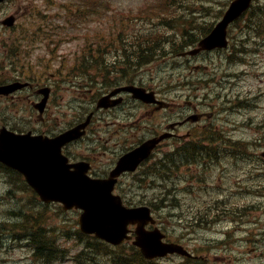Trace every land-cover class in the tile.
<instances>
[{
	"label": "rangeland",
	"instance_id": "374dc122",
	"mask_svg": "<svg viewBox=\"0 0 264 264\" xmlns=\"http://www.w3.org/2000/svg\"><path fill=\"white\" fill-rule=\"evenodd\" d=\"M229 1L169 0L165 4H158L160 1L155 0L156 3L150 5V0H8L0 6V86L3 85L2 81L6 83V80L12 77L15 69H23L26 75L37 74L44 68H35L49 57L47 62L52 68L49 71H54L53 68L59 66L56 54L61 55L59 61L67 60L68 63H74L77 62L78 55L90 53L89 51L94 53L96 58L108 54L106 60L112 57L116 65L125 63L126 65L115 74L128 77L133 68L130 67L127 71V67L132 65L127 55H132L136 42L148 33L150 41L159 34H165L168 49L151 62L136 68V75L147 87L154 88L161 96L165 95L169 108L166 111H157L135 102L131 108V115L128 116L131 122L128 128L121 126V122H114L117 115L103 117L95 122L98 134L88 130L81 144L80 142L75 144V152L78 147H81L80 150L88 149L95 170L104 172L125 146L135 140V135H139L144 125L150 124V112L153 114L155 124H161V127L157 128V132H161L165 128L162 124L165 116L169 115L171 119L172 112L184 106L182 97L189 89L190 93L195 94L193 104L198 108L200 104L204 107L201 112L204 117L196 127L198 134H201L197 141L203 142L199 139L210 138L220 143L207 151L220 158L212 161V165L216 163V169L225 171L218 176L214 174L211 180H202L200 184L205 189L204 192H189L182 184V188L178 187L180 194L176 200L179 204L180 217L184 216L187 206L194 201L201 209L202 218L209 212L207 211L209 206L218 207L217 211L215 210L217 213L223 212L219 218H224V222L212 225V222L207 221L204 227L209 224L208 228L213 227V230L199 231L200 237H204L205 241L203 246L197 247L196 253L204 257L205 263L212 261L213 264H264V158L261 155L264 150V130L258 126L259 121L264 123V45L259 46L256 51L243 54L244 56L235 53L241 49L232 48V44L238 42L234 36L235 32H238L239 24L243 22L241 20L231 30L227 49L195 57L192 59L195 62H190L192 64L189 65L190 69L183 63L185 59H172L169 54L173 45L186 46L190 37L198 36L199 32L208 29L221 16ZM262 3L264 1L256 0L252 9L257 11L259 8L256 5ZM11 14L15 16V25L10 27L2 25L1 20ZM246 16L249 17V14ZM163 20H167L169 25L166 26ZM189 21L191 22L188 25ZM183 27L189 28V32L185 33H189L190 37L186 38ZM146 31L148 33H142ZM155 31L160 33H154ZM61 35L66 37L61 38ZM45 43L52 48L50 54L43 50ZM122 48L125 57L119 62L121 53L118 51ZM246 50L249 48L244 46L242 52ZM76 66L79 68L82 63L74 65V69ZM94 70L93 74L96 75V69ZM185 74L189 75L192 81L202 76V85L198 91L192 82L188 87L184 84L180 86L178 82L170 85L175 79L185 78ZM15 84L12 86L14 90L17 89ZM73 85L81 88L71 82L72 91H75ZM65 86L63 83L54 89L65 91L67 88ZM204 90L213 92L214 96H202ZM197 96L202 99L196 101ZM24 97V93L0 96V126L20 127L21 130L40 128L33 119L29 103ZM45 98L49 102L45 111H39L42 115L51 114L49 111L53 110L54 106L59 110L64 109V102L69 99L65 95L57 97L46 95ZM37 101L44 102L40 98ZM86 103H90L88 99L83 102H72L73 120L77 116L75 108L80 109L74 105L83 106ZM45 108L44 104L42 109ZM128 109L126 106L124 110L126 115ZM35 113L38 112H34L37 116ZM70 115L69 109L64 117L70 119ZM128 117L122 122H126ZM95 140H98L97 145H101L100 150L86 148L87 144ZM231 141L245 143L244 146H240L242 149L234 147L237 161L232 165L228 157L221 153L223 147H227ZM164 146L165 143L161 145ZM175 146H179L178 141ZM178 171L179 168L176 173ZM144 180H147V177ZM233 181L238 182L242 190L237 195L229 193L228 197H225L228 198L226 203L222 201L225 198L219 197L222 191L220 189H225V185L228 186ZM8 184L12 185L9 187ZM118 186L123 187V191L117 192L127 194V199L134 205L146 204L150 201V196H154L153 189L146 182L135 181L134 177L120 180ZM248 203L263 204L260 209L257 206H251L250 209L248 206L246 209L241 208ZM175 205L176 202H168L170 208H174ZM154 213L159 220V226L170 236L175 237L183 232L176 216L177 210L166 209L162 212L157 210ZM257 214L261 215V223L255 222L254 217ZM77 217L78 213L75 210L65 211L58 203H41L36 194L22 184L19 177L7 175L0 168V264H78L79 252L84 249L86 238L79 239L75 233L78 231ZM39 218L52 233L58 230L63 234L58 243H61L67 255L66 260L42 263L33 255V248L27 244L26 235L33 228L35 220L38 223ZM222 228L224 230H221ZM183 237L188 238L187 234ZM211 237H218L220 240L214 244H207L206 240ZM116 252L122 253V248ZM125 254L129 255L128 252ZM84 255L85 264H104L102 259L94 262L96 254L92 252L81 256ZM196 261L203 264L198 259ZM152 264L180 262L178 259H165Z\"/></svg>",
	"mask_w": 264,
	"mask_h": 264
},
{
	"label": "water",
	"instance_id": "95a60500",
	"mask_svg": "<svg viewBox=\"0 0 264 264\" xmlns=\"http://www.w3.org/2000/svg\"><path fill=\"white\" fill-rule=\"evenodd\" d=\"M248 4L249 0H234L223 20L199 43L200 47L226 46L227 23L234 20ZM3 22L11 25L13 17H8ZM12 86L13 84L1 85L0 94L14 90ZM122 89L131 91L136 98L150 102V92L144 88L127 86ZM107 97L99 99L97 107H107L109 105ZM117 102L119 100L115 103ZM87 123L86 121L57 138L32 136L30 133L18 135L2 127L0 128V161L22 172L28 184L39 194L43 202H61L65 210L74 207L82 209L78 218L82 232L94 233L112 244H118L124 238H130L126 234L128 232L126 225L137 223L136 238L132 243L141 248L145 257L150 258L166 250H172L159 242L161 235L158 231L150 232L144 228V225L150 221V209L147 206L127 208L122 205L118 196L111 194L115 182L113 177L124 169L134 170L138 163L149 155L150 147L154 146L157 140L148 139L123 155L111 177L90 179L85 175L87 164L83 162L68 164L67 159L60 152L62 144L82 136L84 132L80 129ZM72 166L74 170H71ZM176 250L181 251L180 248Z\"/></svg>",
	"mask_w": 264,
	"mask_h": 264
},
{
	"label": "trees",
	"instance_id": "16d2710c",
	"mask_svg": "<svg viewBox=\"0 0 264 264\" xmlns=\"http://www.w3.org/2000/svg\"><path fill=\"white\" fill-rule=\"evenodd\" d=\"M244 15L243 17H245ZM243 25L240 28L241 33H253L257 36L264 37V12H249V17L247 19L242 20ZM205 31V30H204ZM204 31H201L199 33L203 34ZM146 33V32H142ZM139 34V33H138ZM150 33L147 34V36H144L142 39L138 40L136 42V47H134V52L127 55L128 61L133 63V66H140L144 63L150 62ZM199 36V35H198ZM198 36L190 38L188 40V44H193L198 39ZM247 36V35H243ZM235 46H238L235 44ZM82 53L80 55L81 62H88L87 66H91L93 63H98L101 61V59H98L95 57L94 53ZM156 53L158 50L155 51ZM118 53H121V56H119V60H123V57H125L124 54V48L120 49ZM94 56V57H92ZM107 55H105V58ZM100 60V61H99ZM96 71H98L96 69ZM178 158V157H177ZM176 160V158H175ZM177 161V160H176ZM2 167V166H0ZM6 173L15 175L17 177H21L18 172L9 169L7 167H2ZM154 181H156V187L159 188V194L160 197L157 198V206H164L166 204V194L163 193L165 190V186L168 185V182H166L163 179L157 178V176H153ZM22 180V179H21ZM24 181V180H22ZM23 185H26L25 183ZM27 186V185H26ZM174 196V195H173ZM44 219V217L42 216ZM42 219H38V223L35 220L33 228L28 232L31 237V241L35 245V249L33 248V255L36 257L37 260L41 261L42 263H49L50 261L54 260H63L64 257V251L63 249H60V247L56 244L54 241L53 235L50 233L48 228L44 225V223H41ZM79 233V232H78ZM80 236H82L81 233H79ZM88 238L86 242L85 249L87 251L93 252L96 255L101 254L106 257L104 264H150L149 260H146L141 255L140 251L130 245V244H124L117 247H111L108 244L96 240L95 238H92L90 236H86ZM122 248V253H117V248ZM125 252H128L129 255H126ZM46 261V262H43Z\"/></svg>",
	"mask_w": 264,
	"mask_h": 264
},
{
	"label": "flooded vegetation",
	"instance_id": "af4514ba",
	"mask_svg": "<svg viewBox=\"0 0 264 264\" xmlns=\"http://www.w3.org/2000/svg\"><path fill=\"white\" fill-rule=\"evenodd\" d=\"M131 64H132V66L134 65L133 63H131ZM47 67L44 68L41 72L27 77L28 80L30 81V84L27 85L26 87H24V89L21 91L22 93H24V96L27 100L32 101L33 99L37 100V99L41 98L42 95L40 94V89L46 88V87L49 88V90H50L49 96L51 97L53 94L54 88L56 86L62 85L63 81H62V77H61L59 69H56L54 72H50L47 70ZM135 76H136L135 73L131 74V77H135ZM127 82L128 81H124V83H127ZM67 86L68 85H66L65 87H67ZM123 97L124 98H123L122 102L125 103L127 101V99H129L130 95L128 93H124ZM77 106L80 107V109L75 108L77 111V115L82 116V115H85L87 113L88 110H87V107L85 105H83V106L77 105ZM69 109L71 112L72 111L71 103L64 106V109H60L51 115H43L41 117L42 118L41 120L43 122L40 123V130L43 132H47V133L51 134L52 136H55L58 133L65 130V127H67L68 125H70L72 123L71 118L66 119L64 117L66 112ZM118 111L119 110L117 108H114V107H109V106L106 108L104 107L103 111L100 114H96L94 116V122L88 126L87 130H92L93 132L98 134V132L96 131V127H95V124H96L95 122L97 120H100L101 118L105 117L108 113L109 114L118 113ZM128 116L129 115H127L126 117H128ZM121 118H124V116L121 115ZM61 119H63V121H61ZM128 119L130 120L129 117H128ZM77 143H78V141H73V142L66 143L62 146V152L69 158L70 161H72L76 158V152H75L76 146H75V144H77ZM215 143H216L215 141L211 142V144H215ZM229 144L232 147H236V148L241 146L238 143H235L234 141H231ZM199 151L200 150L198 148H190L186 151L185 155L189 156V157H194V156H197L199 154ZM79 158L80 157H78L76 159H79ZM202 162H203V160H200L199 164L201 165ZM186 171L188 172L189 176L191 177V176L197 175V173L199 172V168L191 166V167H189V169H186Z\"/></svg>",
	"mask_w": 264,
	"mask_h": 264
},
{
	"label": "bare ground",
	"instance_id": "6f19581e",
	"mask_svg": "<svg viewBox=\"0 0 264 264\" xmlns=\"http://www.w3.org/2000/svg\"><path fill=\"white\" fill-rule=\"evenodd\" d=\"M108 107V106H107ZM106 108V107H105ZM202 141L203 142H205V143H209V144H211V142L212 141H214V140H211L210 138H203L202 139ZM235 143H238L239 145H242V146H244L245 145V143H244V141L243 142H240V141H234ZM9 185V187L12 185V184H8ZM242 187V186H241ZM171 191V188H167V189H165L164 190V192L163 193H165V194H167V193H169ZM263 204V203H262ZM263 206H264V204H263ZM255 207V206H254ZM258 207V206H257ZM250 209V208H249ZM256 209V208H255ZM237 213V212H236ZM233 214V213H232ZM19 216H20V210H18V212H17V218H19ZM244 221V220H243ZM247 221V220H246ZM186 236V235H185ZM233 240V239H232ZM26 242H27V244L28 245H30L32 248H34L35 249V245L33 244V242L31 241V237H30V234L29 233H27V235H26Z\"/></svg>",
	"mask_w": 264,
	"mask_h": 264
}]
</instances>
